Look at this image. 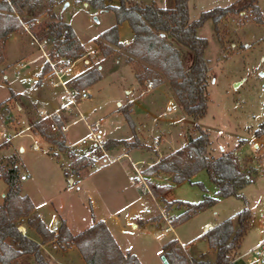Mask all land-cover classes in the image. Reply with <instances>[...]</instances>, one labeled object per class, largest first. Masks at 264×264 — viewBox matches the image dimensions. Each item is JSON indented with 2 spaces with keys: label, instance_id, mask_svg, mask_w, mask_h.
Listing matches in <instances>:
<instances>
[{
  "label": "rangeland",
  "instance_id": "obj_1",
  "mask_svg": "<svg viewBox=\"0 0 264 264\" xmlns=\"http://www.w3.org/2000/svg\"><path fill=\"white\" fill-rule=\"evenodd\" d=\"M136 1L162 5L165 0ZM234 1L190 0V18H198L204 9ZM67 2L69 5L63 11L64 18L73 26L83 45L78 56L66 54L78 59L75 83L97 65L102 70L100 81L85 86L91 94L82 103L83 109L88 111L87 118L101 121L108 141L120 142L113 145L114 154L126 151L133 161H140L139 166L147 174L152 190L158 185L171 184V187L155 196L144 188L141 180L131 181L130 175L135 173L126 156L94 171L84 159L68 158L66 149L59 151L32 131L17 134L36 120L38 107L55 102L46 84L33 81L31 66L40 65L41 60L28 66L26 74L25 71L22 75L14 73L13 62L16 59L30 60L40 53L24 26L7 41H0V166H18L22 194L31 197L36 213L47 223L52 224L55 216L65 218L72 232L77 233L94 220L103 219L121 249L135 253L142 264H164V244L171 239L187 244V248H183L178 243L186 256L198 257L199 253L210 249L207 237L202 235L203 225L207 221L219 223L248 205L253 218L240 251L246 252L249 264H262L259 257L249 250L264 240V135H256V129L264 121V20L259 22L253 12L243 10L228 14L219 23L218 31L212 20L199 28V35L209 40L206 58L211 69L207 83L208 110L196 120L177 103L167 82L155 85L152 77L140 81L134 67L124 62L125 56L117 65L116 54L119 53L103 55L97 41L101 33L117 24L113 9L95 7L91 0H58L55 9L63 10ZM258 3L264 18V0ZM105 4L118 5L120 0H105ZM39 19L42 21L44 16ZM38 24L33 22L34 26ZM119 36L123 41L132 40L133 31L127 21L119 25ZM24 76L32 80L24 83ZM149 82L152 83L151 89L148 88ZM23 89L24 93H18L15 99L3 104L13 91ZM119 106L131 111L134 131ZM169 106L176 107V110L168 111ZM196 124L210 134L213 155L218 157L233 151L244 168L253 169L256 173L252 174V181L243 190L247 204L242 198H218L212 208L180 221L183 213L192 211L185 203H199L205 194L217 197V186L206 170L193 178L196 183L184 181L173 184L168 178L160 179L158 175L148 174L147 169L162 158L161 155L183 147L190 136L197 135ZM85 133L84 124L78 122L70 127L69 139L66 135L65 138L72 143ZM34 143L42 149H35ZM134 143L138 146L132 148ZM52 151L59 156L49 154ZM22 174L27 175L26 180H22ZM72 178L75 182H71ZM7 189L6 182L0 178V202H3ZM157 200L177 215L175 232L165 231L166 224L160 219ZM19 229L36 238L34 229L26 225H20ZM52 243L46 242L43 247L51 264H83L84 258L78 248L70 255H64L67 247L56 242L57 246L53 247ZM14 264L36 263L32 254H25Z\"/></svg>",
  "mask_w": 264,
  "mask_h": 264
},
{
  "label": "trees",
  "instance_id": "obj_2",
  "mask_svg": "<svg viewBox=\"0 0 264 264\" xmlns=\"http://www.w3.org/2000/svg\"><path fill=\"white\" fill-rule=\"evenodd\" d=\"M189 1L176 0L173 8L135 0H120L119 5H107L105 0H91V3L104 10L113 9L117 16V24L101 33L97 41L103 55L119 53L116 54L117 65H120L125 56L124 62L134 67L140 81L152 77L155 85L167 82L177 103L186 113L199 120L208 110L207 83L211 69L206 58L209 40L199 35V28L212 20L218 31L219 23L228 14L243 10L253 12L259 22L264 18L259 0H235L225 6L204 9L198 18L192 20ZM57 4L58 0H11L10 3L0 0V41H7L14 32L22 30L23 23H27L30 30L41 38L55 42L59 53L78 56L83 45L73 26L64 20L61 11L55 9ZM41 16H44L42 21L39 19ZM37 19L40 22L34 26L33 22ZM125 21L133 31V38L129 43L122 42L119 37V25ZM62 36H65L64 40H61ZM187 53L194 57L189 69V63H185ZM101 79L102 70L97 65L84 73L78 83H74L85 87ZM17 94L13 91L3 104H8ZM120 111L124 112L134 131L135 122L131 111L124 106L120 107ZM196 129L198 134L190 136L186 145L160 158L147 169L150 175L170 176L173 183H196L193 177L206 170L217 186V197L205 194L199 203H185L192 211L183 213L180 221L212 208L218 198L236 197L246 201L243 190L252 181V174L256 173L253 169L244 168L233 151L224 152L218 157L211 155L210 134L199 124H196ZM34 132L55 145L59 151L67 148L65 134L54 133L45 124H37ZM256 135H264V121L256 129ZM119 143L116 140L108 141V147L113 148ZM137 146L138 143L131 145L132 148ZM51 153L59 156L57 152H49ZM76 171L79 173L78 169ZM0 178L8 187L3 202H0V264H14L25 254H32L36 264H51L44 253L43 244L46 242L77 247L86 264H142L135 253L121 249L104 220L94 221L77 234L72 233L65 220L58 231L49 228L40 215L34 214L35 204L31 197L22 194L16 164L8 168L0 166ZM170 187L171 184L158 185L151 191L153 195L159 196L160 192L165 193ZM252 218V210L247 205L232 217L216 223L205 233L209 246L215 250L213 259L207 252L196 258H189L178 246L177 239L164 244V254L171 264H233ZM23 224L34 229L41 241L23 233L19 229Z\"/></svg>",
  "mask_w": 264,
  "mask_h": 264
},
{
  "label": "built area",
  "instance_id": "obj_3",
  "mask_svg": "<svg viewBox=\"0 0 264 264\" xmlns=\"http://www.w3.org/2000/svg\"><path fill=\"white\" fill-rule=\"evenodd\" d=\"M11 2V0H6ZM35 22H40L38 19ZM25 30L30 35L33 42L39 49V55L32 60H19L14 64V73L22 75L28 66L41 60L38 66V71L33 74L34 83H41L48 85L51 89L55 90V102L45 103L38 107L37 118L31 124L25 126L19 133L23 134L27 131H32L39 123L47 125L54 133L68 134L72 125L82 122L86 128V133L76 142H67L66 153L68 158H82L84 159L89 168L94 171L102 169L104 166L111 164L122 156L128 157L132 164L135 175H130V180H141L144 188L151 191L147 174L139 166L140 161H133L128 152L122 154H114L112 148L108 147V139L104 136V129L100 120H89L87 113L82 107L84 100L90 97V91L87 87H79L74 82L76 80V64L78 59L72 58L66 54H61L57 51L56 43L48 38H41L40 35L30 30L27 23H23ZM65 36L61 37L64 40ZM32 79L24 76L25 83L30 82ZM148 88H152V83H148ZM169 111L176 110V107L169 106ZM33 147L41 150L38 143H34ZM22 179H26L27 175H21ZM158 210L160 219L166 224L165 231L175 232L177 223V215L172 214L170 210L158 201ZM208 230V226L205 227ZM179 245L185 248L187 244L178 241ZM250 252L259 257L260 263L264 264V240L260 241L257 245L252 247Z\"/></svg>",
  "mask_w": 264,
  "mask_h": 264
},
{
  "label": "crops",
  "instance_id": "obj_4",
  "mask_svg": "<svg viewBox=\"0 0 264 264\" xmlns=\"http://www.w3.org/2000/svg\"><path fill=\"white\" fill-rule=\"evenodd\" d=\"M136 1V0H135ZM142 3V2H141ZM175 3H176V0H165L164 1V4H162V5H159V4H156L155 2H153V3H151V4H155V5H158V6H160V7H168V8H173L174 6H175ZM112 5V4H111ZM114 5H116V4H114ZM119 5V4H118ZM64 7H63V10H61L62 11V15H63V11H64ZM63 18H64V15H63ZM64 20H65V18H64ZM66 21V20H65ZM75 30V29H74ZM77 34V33H76ZM77 37H78V35H77ZM120 37V36H119ZM79 38V37H78ZM80 39V38H79ZM32 40V39H31ZM121 40V39H120ZM122 42H124V43H129L130 42V40L129 41H123V40H121ZM32 43L34 44V45H36L34 42H33V40H32ZM37 57V56H36ZM35 58V57H34ZM22 59H24V60H27V59H25V58H20L19 60H22ZM33 58H31L30 60H32ZM19 60H15L14 62H13V66H14V64L17 62V61H19ZM34 64V63H33ZM38 66L39 65H36V66H31V68H32V70L30 71L31 72V74H34L36 71H38ZM76 71V70H75ZM26 74V73H25ZM77 74V73H76ZM5 78H7V75H5ZM24 82V81H23ZM25 83V82H24ZM48 86V85H47ZM49 87V86H48ZM49 89L52 91V98L53 99H55L54 97H55V93H56V91L55 90H53V89H51L50 87H49ZM15 92H17V93H24L25 92V90L23 89V90H15ZM174 96V95H173ZM175 98V97H174ZM56 100V99H55ZM130 101H132V100H130ZM133 102V101H132ZM119 109H120V106H119ZM169 111V110H168ZM88 112V111H87ZM86 112V113H87ZM66 138L67 139H69L68 138V134H66ZM186 144V142L183 144V145H185ZM182 145V146H183ZM180 148V147H179ZM22 149H23V147H22ZM178 149V148H177ZM176 150V149H175ZM175 150H171L170 152H167V153H164L163 155H161V153H160V151H159V154L161 155V157H163V156H167V155H169L170 153H172V152H174ZM212 147H210V153H211V155H213L212 154ZM213 156H215V155H213ZM216 157V156H215ZM66 172V171H65ZM67 174V173H66ZM23 175V174H22ZM26 175V174H25ZM78 175H80V174H78ZM197 176V174L193 177V178H195ZM159 178L160 179H162V178H168V179H170L171 180V178H170V176H162V175H160L159 176ZM27 179V178H26ZM26 179H22V180H26ZM71 182H75V179L74 178H72L71 179ZM171 182H172V180H171ZM173 183V182H172ZM173 184H176V183H173ZM4 195H5V193H4ZM158 201V200H157ZM34 212H35V214H38V215H40L39 213H36V211L34 210ZM63 220H65L66 222H67V220L65 219V218H59L58 216H55L54 218H53V222H52V224H50V223H47L45 220V222H46V224L48 225V227L49 228H51V229H53V230H55V231H58L59 230V227H60V225H61V221H63ZM99 220H103V219H99ZM94 221H97V220H94ZM105 221V220H104ZM106 222V221H105ZM68 224V223H67ZM133 224H134V222H132V226H133ZM137 225H138V223H137ZM215 224L212 222V221H207L204 225H203V228H202V235L203 236H205V233L209 230V229H211V228H213V226H214ZM206 226H208V230H205V227ZM23 227H25V225L23 224ZM89 227V226H88ZM88 227H86V228H88ZM70 228V227H69ZM86 228H84V229H86ZM84 229H82V230H84ZM70 230H71V228H70ZM81 230V231H82ZM72 231V230H71ZM80 232V231H79ZM79 232H77V233H79ZM72 233H74V232H72ZM77 233H74V234H77ZM36 239H38L39 240V237H38V235L36 234ZM178 240V239H177ZM179 241V240H178ZM262 241V240H261ZM50 244V243H49ZM258 244V243H257ZM256 244V245H257ZM46 244H43V247L45 246ZM52 246L53 247H55V246H57V244L56 243H52ZM255 246V245H254ZM253 246V247H254ZM210 247V246H209ZM241 247H242V244H241ZM77 247H75V246H72V247H67V250H65V252H66V254L64 253V255H70V253L71 252H73V251H75V249H76ZM185 248H187V246L185 247ZM252 249V248H251ZM250 249V250H251ZM240 250H241V248H240ZM238 251V253H237V255L235 256V259H234V262H233V264H249V262H248V260H246V252H241V251ZM250 250H249V252H250ZM208 254H209V256L213 259L214 257H215V250L214 249H212L211 247H210V249L208 250V251H206ZM203 253V252H202ZM200 254V253H199ZM198 254V255H199ZM61 263V262H60ZM83 264H86L85 263V260H84V262H83Z\"/></svg>",
  "mask_w": 264,
  "mask_h": 264
},
{
  "label": "water",
  "instance_id": "obj_5",
  "mask_svg": "<svg viewBox=\"0 0 264 264\" xmlns=\"http://www.w3.org/2000/svg\"><path fill=\"white\" fill-rule=\"evenodd\" d=\"M67 5H69V2H67V3L64 5V8H65ZM193 61H194V57L191 56L189 53H187V57H186V59H185V63H189V64L187 65V68H188V69L192 66ZM162 260H163L164 264H171L170 261H169V259L167 258V256H166L165 254L162 255Z\"/></svg>",
  "mask_w": 264,
  "mask_h": 264
}]
</instances>
